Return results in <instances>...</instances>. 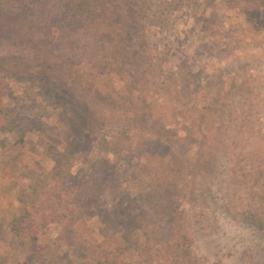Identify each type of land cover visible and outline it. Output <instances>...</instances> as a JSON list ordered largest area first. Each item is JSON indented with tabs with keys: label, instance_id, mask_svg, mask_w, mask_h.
Listing matches in <instances>:
<instances>
[{
	"label": "rangeland",
	"instance_id": "1",
	"mask_svg": "<svg viewBox=\"0 0 264 264\" xmlns=\"http://www.w3.org/2000/svg\"><path fill=\"white\" fill-rule=\"evenodd\" d=\"M251 1L137 0L141 39L102 34L110 39L93 61L77 56L70 32L65 45L73 65L63 64L61 77L94 113L89 153L67 151L77 112L48 88L59 89L53 79L36 75L45 64L42 51L28 65L0 61V125L12 110L37 126L23 138L9 129L0 133V178L26 191L20 202L0 201V264H24L40 251L47 257H37L42 264L97 254L96 243L109 236L101 231L103 219L75 212L80 197L68 194L69 184L61 185L62 202L54 195L58 172L66 170L81 174L105 209L128 197L139 202L140 217L151 226L138 230L139 244L148 230L165 225L160 195L173 188L201 264H264V0ZM49 31L57 37L62 27ZM111 67L114 74L107 75ZM125 97L126 104L118 101ZM156 139L173 157L149 147ZM127 147L134 151L119 160L115 154ZM100 156L110 163L107 183L96 170ZM37 180L43 182L30 197ZM36 198L35 209L29 202ZM13 218L21 222L20 235L9 232ZM59 222L75 223L90 242L87 250Z\"/></svg>",
	"mask_w": 264,
	"mask_h": 264
},
{
	"label": "trees",
	"instance_id": "2",
	"mask_svg": "<svg viewBox=\"0 0 264 264\" xmlns=\"http://www.w3.org/2000/svg\"><path fill=\"white\" fill-rule=\"evenodd\" d=\"M79 1L80 6L75 7L74 0H0V61L17 65L21 63L28 65L37 55V51H42L45 57V64L36 71V75L53 79L59 89L53 87L48 88L54 89L57 92L56 97L61 105L70 106L77 112V116L74 114L77 117V124L74 126L75 137L68 141L67 151H69V155L85 153V151L89 153L92 151L90 150L92 147L90 139L94 133L92 119L95 118L87 102L83 101L75 91H72L61 77L63 64H72L67 54L68 46L66 47L65 45L66 39L70 42L72 41L73 36H71L72 34L70 32L75 33L77 36L75 43H71L77 48L75 50L77 56L79 58L87 56L92 61L95 57L99 59L97 52H100V49L106 45L104 42L110 39L107 36L106 39L103 38L102 34H108L112 37L110 34H115L118 31V35L123 39L129 35L135 37L140 34L143 35L144 33V31L141 32L139 29L140 24L135 18L138 9H140L137 0H121V5L118 8L110 5L111 0H97L96 2L94 0ZM259 1L262 0H254L251 3L258 4ZM107 11H110V14ZM115 13H118L119 17H112ZM56 23L61 25L62 32L57 37H51L49 28ZM141 37L137 36L136 40L141 39ZM84 39H86V43L83 42ZM138 46L143 48L141 42ZM139 51L144 55L143 50L139 49ZM111 61L112 63L116 62L114 58ZM60 64L62 65L59 66ZM109 71L107 75L114 74V68H109ZM136 80V84L142 82L140 76H137L134 82ZM147 81L150 83L149 79ZM108 90L111 92L113 89L109 88ZM0 100H2L1 89ZM118 101L124 104L127 103L126 97L119 98ZM146 103L145 101V106ZM151 114L150 116L148 115L149 121L154 116V114ZM79 115H81L83 120L78 118ZM7 117V122L4 125H0V133L9 129L11 132L20 134L23 138L27 133L37 131V126L34 121L17 114L16 111L7 110ZM201 128L203 129V125H201ZM87 133H90L89 139H87ZM153 143V145L148 144L149 147L155 145V148L160 149L161 153L168 151V147L166 148V145L160 140H153ZM143 145L145 144H142V147ZM128 148H121L122 151L119 150L120 154H115V156L119 160L127 159V156L134 151ZM170 154L173 157L171 152L166 155ZM100 157L99 167L96 170L103 171L99 174L100 176L101 174L105 176L103 181L107 183L108 172L104 170V166L110 163L106 162L102 156ZM95 171L91 172L92 176L97 174ZM56 180L59 186L54 190V195L60 202L66 198L63 195L62 186L64 187L69 184L71 187L69 188L68 194L73 195V198L80 197L78 199L79 202L76 203L77 211L75 210V212L88 213L90 211L92 215L99 216L103 219V228H101V231L105 230V232L109 233V236H104L101 242L96 243L97 254L93 257L84 255L83 260H81L82 256L76 257L69 254L61 261V264L202 263L197 252H195L193 241L183 226L184 224L181 218L184 216V211L179 213V204L174 199L176 194H174L175 190L173 188L163 190L160 195L161 198L165 199V225L161 228L148 230L143 244H139L140 237L137 234L139 232L138 230L145 229L148 225L149 227L151 226L144 218L140 217L142 213H139L140 206L137 200H132L129 197L125 198L115 207L108 210L104 208L100 197L97 196V190L83 182L86 179L82 178L81 174L73 175L68 170L66 172L59 171ZM42 182L43 180L34 181L35 191L29 195L30 197H36ZM11 186L12 183L9 182L8 178L2 175L0 178V201L2 203L5 202L7 206L17 201L20 202L26 196V191ZM50 195L52 194L48 192V195L45 197L46 201H50ZM36 201L37 198L29 202L35 209ZM24 204L26 203L24 202ZM58 224L61 227L63 226L64 230L68 231V233L76 234L82 240L80 243L83 249L87 250L90 242L80 237L82 235L77 230L75 223H69L68 227L67 223L64 224V222H59ZM30 228H33V226ZM11 231H15L16 235L23 233L21 232V222L18 218H13L11 228L9 229V232ZM133 242L136 244H133ZM47 253L50 255L49 251ZM36 254L38 253L29 255L25 263L42 264L37 263V257L46 261L47 257L44 256L45 252L40 251V255L37 256Z\"/></svg>",
	"mask_w": 264,
	"mask_h": 264
}]
</instances>
